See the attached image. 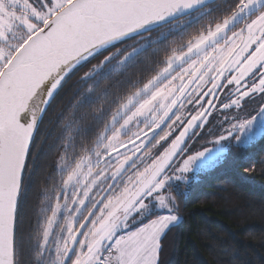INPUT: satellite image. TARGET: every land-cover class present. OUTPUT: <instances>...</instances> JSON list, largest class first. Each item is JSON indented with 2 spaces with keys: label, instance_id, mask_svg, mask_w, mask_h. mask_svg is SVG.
I'll list each match as a JSON object with an SVG mask.
<instances>
[{
  "label": "snow or ice",
  "instance_id": "6c2138e0",
  "mask_svg": "<svg viewBox=\"0 0 264 264\" xmlns=\"http://www.w3.org/2000/svg\"><path fill=\"white\" fill-rule=\"evenodd\" d=\"M261 138L264 0H0V264H160L189 174Z\"/></svg>",
  "mask_w": 264,
  "mask_h": 264
},
{
  "label": "trees",
  "instance_id": "16d2710c",
  "mask_svg": "<svg viewBox=\"0 0 264 264\" xmlns=\"http://www.w3.org/2000/svg\"><path fill=\"white\" fill-rule=\"evenodd\" d=\"M56 110L49 111L42 131L49 128L54 135L48 119H55ZM41 174L42 169L25 204V238L35 224ZM182 191L177 197L182 222L164 236L160 264H264V138L230 147L225 163Z\"/></svg>",
  "mask_w": 264,
  "mask_h": 264
},
{
  "label": "rangeland",
  "instance_id": "374dc122",
  "mask_svg": "<svg viewBox=\"0 0 264 264\" xmlns=\"http://www.w3.org/2000/svg\"><path fill=\"white\" fill-rule=\"evenodd\" d=\"M233 146H234V145H233ZM230 147H232V146H230ZM198 148H199V147H198ZM212 168H214V167H210V168H208L206 171H203V172L199 173L198 175H197V174H189L190 179H189V183H188V185H187L186 187L183 186V185H181V189H180V191L187 189V188L189 187V185L191 184L192 181H194V180H195L196 178H198L201 174L207 172L208 170H210V169H212ZM182 192H184V191H182Z\"/></svg>",
  "mask_w": 264,
  "mask_h": 264
},
{
  "label": "flooded vegetation",
  "instance_id": "af4514ba",
  "mask_svg": "<svg viewBox=\"0 0 264 264\" xmlns=\"http://www.w3.org/2000/svg\"><path fill=\"white\" fill-rule=\"evenodd\" d=\"M209 147L211 146V145H208ZM198 147H200V144L199 143H195L194 145H193V148L195 149V148H198Z\"/></svg>",
  "mask_w": 264,
  "mask_h": 264
}]
</instances>
